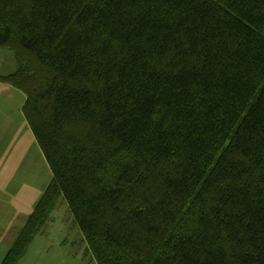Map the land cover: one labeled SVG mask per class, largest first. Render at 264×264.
I'll use <instances>...</instances> for the list:
<instances>
[{"label": "trees", "instance_id": "1", "mask_svg": "<svg viewBox=\"0 0 264 264\" xmlns=\"http://www.w3.org/2000/svg\"><path fill=\"white\" fill-rule=\"evenodd\" d=\"M5 47L51 181L0 264L59 199L97 264H264V0H0Z\"/></svg>", "mask_w": 264, "mask_h": 264}, {"label": "crops", "instance_id": "2", "mask_svg": "<svg viewBox=\"0 0 264 264\" xmlns=\"http://www.w3.org/2000/svg\"><path fill=\"white\" fill-rule=\"evenodd\" d=\"M24 103L25 96L20 91L0 82V166L2 167L4 164L3 151H18L23 136L22 141L33 140V146L40 152L43 164L47 167L51 177L50 170L23 116L22 107ZM41 194L36 196L27 193L20 196L18 192L0 191V263L13 241L12 233L24 225ZM60 205L63 206V210L67 211V217L70 218L67 206H64L63 202H60ZM54 213L55 211L52 217ZM51 220L41 233L34 238L25 256L18 264H83L81 252L72 247V245H75V239H58L59 235L53 233L51 225L54 223ZM76 231L78 230L73 228L72 236L74 238Z\"/></svg>", "mask_w": 264, "mask_h": 264}, {"label": "rangeland", "instance_id": "3", "mask_svg": "<svg viewBox=\"0 0 264 264\" xmlns=\"http://www.w3.org/2000/svg\"><path fill=\"white\" fill-rule=\"evenodd\" d=\"M14 45L15 44H13L12 47ZM23 56L24 54L22 53L20 57L21 60L24 59ZM22 62H24V66L27 72H30L31 68L35 67L30 58L24 59ZM16 69L17 60L15 58L14 51L7 47L0 48V75H10L14 73ZM23 139L24 138L22 136L20 149L18 151H3L2 153L4 164L2 167L0 166V191L8 193L18 192L20 196L27 193L37 196L38 194L42 193V196L51 181V177L49 176L47 167L43 164L40 152L33 146V140L22 141ZM60 202L63 201L59 199L52 211L49 212V220L46 226L50 223L52 214L55 211L54 216L51 220V222L54 223L53 225H51L52 230L54 231L53 233L57 236L59 235L58 239H75V245H72V247L81 252V261L83 264H97L91 257V254H88L86 252L84 253L86 244L79 231H76L75 238L74 236H72L73 228L76 227L72 223L71 216L70 218L67 217L68 213L67 211L63 210V206L60 205ZM63 205L66 206L64 202ZM186 219L190 218L186 217ZM183 223L184 221L180 222L179 225L182 226ZM172 230L174 231L175 227L172 228ZM17 231L12 233L13 239Z\"/></svg>", "mask_w": 264, "mask_h": 264}]
</instances>
